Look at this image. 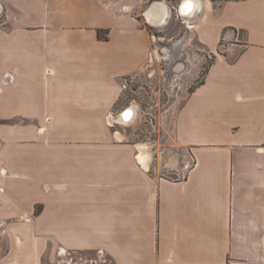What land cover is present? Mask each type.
Masks as SVG:
<instances>
[{
    "label": "crops",
    "instance_id": "1",
    "mask_svg": "<svg viewBox=\"0 0 264 264\" xmlns=\"http://www.w3.org/2000/svg\"><path fill=\"white\" fill-rule=\"evenodd\" d=\"M141 2L0 0L10 19L0 26V264H56L63 251L112 264H264V0H198L190 28L214 59L176 113L175 143L194 157L178 179L159 174L148 143L116 139L105 123L121 78L151 54ZM226 26L243 36L218 51ZM89 48L101 67L92 74ZM74 59L87 87L67 84Z\"/></svg>",
    "mask_w": 264,
    "mask_h": 264
},
{
    "label": "rangeland",
    "instance_id": "2",
    "mask_svg": "<svg viewBox=\"0 0 264 264\" xmlns=\"http://www.w3.org/2000/svg\"><path fill=\"white\" fill-rule=\"evenodd\" d=\"M113 0H99L108 4ZM117 1V0H115ZM157 0H142L136 10L141 25L148 31L152 40L151 54L147 66L135 74L121 78L122 91L114 106L105 114V123L115 136L121 134V140L133 143L146 142L148 150L152 154V162L160 175L168 179H178L191 167L194 157L187 155L183 160L181 150L175 143L176 113L184 102L189 91L203 80L208 65L213 61L214 55L196 37L190 28L194 14L179 16L176 11L178 0L169 1L171 16L162 25H151L141 13L151 2ZM121 3H123L121 1ZM220 4L215 0L214 5ZM10 22L5 16H0V26H6ZM153 22V21H152ZM154 24H158L155 22ZM102 35L107 36L106 30H101ZM242 38V32L231 26L223 27L220 32L218 51H221L231 43L235 36ZM85 72L96 73L100 65L96 64L95 48H89ZM236 54H231L234 59ZM54 66V65H53ZM82 65L78 59H74L67 69L72 77L67 84H80L87 87L81 74ZM67 84L64 85L67 86ZM137 105L138 114L134 121L121 124L115 118L126 106ZM110 119V121H109ZM116 139H119L115 136ZM60 145L63 151H71L70 144ZM79 148V147H78ZM139 151H137L138 155ZM183 155V154H182ZM217 199L218 195L216 194ZM56 258V264H112L106 254L95 252H65ZM39 264H49L48 257Z\"/></svg>",
    "mask_w": 264,
    "mask_h": 264
},
{
    "label": "water",
    "instance_id": "3",
    "mask_svg": "<svg viewBox=\"0 0 264 264\" xmlns=\"http://www.w3.org/2000/svg\"><path fill=\"white\" fill-rule=\"evenodd\" d=\"M183 1L185 0H181L178 5L176 6V11L178 13V15L181 17L183 16V13L181 11L182 8V4ZM200 7L197 9V12L200 11ZM152 11V13L156 14L157 18L161 16V14L163 12H167V16L165 17V20H159L157 23L158 24H154L155 22L150 21L147 16H146V12L147 11ZM144 17L146 18V21L151 24V25H162L164 23H166L168 21V15L169 17L171 16V8L168 6V4H166L165 2L161 1V0H157V1H153L150 3V5H148V7L144 10L143 12ZM194 17V16H193ZM166 21V22H164ZM11 79L9 74H5L3 80L9 81ZM127 114H130L129 116ZM138 114V108L137 105L134 104H130L128 106H126L123 110H121L119 112V114L117 115V117L115 118V121L117 123H121V124H128L131 123L132 121H134L137 117Z\"/></svg>",
    "mask_w": 264,
    "mask_h": 264
},
{
    "label": "bare ground",
    "instance_id": "4",
    "mask_svg": "<svg viewBox=\"0 0 264 264\" xmlns=\"http://www.w3.org/2000/svg\"><path fill=\"white\" fill-rule=\"evenodd\" d=\"M200 4V2L198 3V0H185V1H183V4H182V8H181V11H182V13H183V16H191V15H193L196 11V9L198 8V5ZM146 15L149 17V18H151L152 16H153V13H152V11L150 10V11H147L146 12ZM164 17V16H163ZM153 20V19H152ZM158 21V20H157ZM190 26H192V25H190ZM128 116L130 115V114H127ZM109 121H110V119H109ZM116 135L117 136H120L119 135V133L117 132L116 133ZM142 146H144V145H142ZM140 149V148H139ZM145 150V149H144ZM142 151V150H141ZM145 154V153H144ZM146 156L145 155H143V154H139V160L143 163V164H145V161H146Z\"/></svg>",
    "mask_w": 264,
    "mask_h": 264
},
{
    "label": "flooded vegetation",
    "instance_id": "5",
    "mask_svg": "<svg viewBox=\"0 0 264 264\" xmlns=\"http://www.w3.org/2000/svg\"><path fill=\"white\" fill-rule=\"evenodd\" d=\"M181 0H179V2H180ZM213 1V4L215 3V0H212ZM178 2V3H179ZM178 5V4H177ZM218 6V5H217ZM214 7L215 8H217L215 5H214ZM0 16H5L6 17V15H5V11H4V8H3V6L0 4ZM2 26V25H1ZM220 40V39H219ZM2 80H3V78H2ZM3 82H4V80H3Z\"/></svg>",
    "mask_w": 264,
    "mask_h": 264
},
{
    "label": "trees",
    "instance_id": "6",
    "mask_svg": "<svg viewBox=\"0 0 264 264\" xmlns=\"http://www.w3.org/2000/svg\"><path fill=\"white\" fill-rule=\"evenodd\" d=\"M97 34H98V38H100V39H106L107 38L106 35L104 36V35L101 34V30H98Z\"/></svg>",
    "mask_w": 264,
    "mask_h": 264
}]
</instances>
